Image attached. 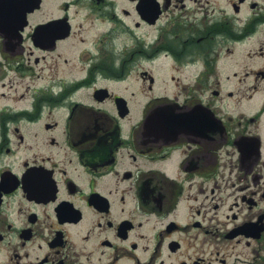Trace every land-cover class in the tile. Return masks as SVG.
<instances>
[{
  "label": "flooded vegetation",
  "instance_id": "1",
  "mask_svg": "<svg viewBox=\"0 0 264 264\" xmlns=\"http://www.w3.org/2000/svg\"><path fill=\"white\" fill-rule=\"evenodd\" d=\"M0 264H264V0H0Z\"/></svg>",
  "mask_w": 264,
  "mask_h": 264
},
{
  "label": "rangeland",
  "instance_id": "2",
  "mask_svg": "<svg viewBox=\"0 0 264 264\" xmlns=\"http://www.w3.org/2000/svg\"><path fill=\"white\" fill-rule=\"evenodd\" d=\"M164 71H166V68L164 69Z\"/></svg>",
  "mask_w": 264,
  "mask_h": 264
}]
</instances>
